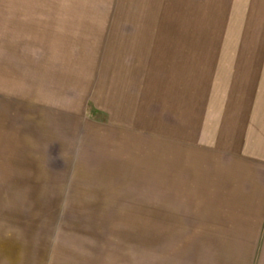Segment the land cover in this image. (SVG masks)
I'll list each match as a JSON object with an SVG mask.
<instances>
[{"label":"rangeland","instance_id":"1","mask_svg":"<svg viewBox=\"0 0 264 264\" xmlns=\"http://www.w3.org/2000/svg\"><path fill=\"white\" fill-rule=\"evenodd\" d=\"M0 264H264V0H0Z\"/></svg>","mask_w":264,"mask_h":264}]
</instances>
